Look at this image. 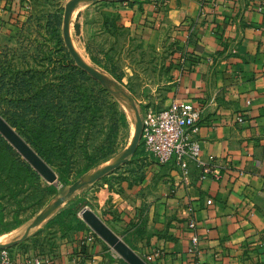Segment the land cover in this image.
<instances>
[{
    "label": "crops",
    "instance_id": "1",
    "mask_svg": "<svg viewBox=\"0 0 264 264\" xmlns=\"http://www.w3.org/2000/svg\"><path fill=\"white\" fill-rule=\"evenodd\" d=\"M25 3L0 0V46ZM128 15L134 30L174 43L171 89L154 111L172 102L201 109L189 137L210 173L194 161L185 174L174 160L160 164L138 142L135 159L84 189V206L147 264H264V0H138ZM71 203L49 209L40 223ZM77 218L80 225L58 224L50 250L18 258L128 264ZM193 235L197 248L189 252Z\"/></svg>",
    "mask_w": 264,
    "mask_h": 264
},
{
    "label": "rangeland",
    "instance_id": "2",
    "mask_svg": "<svg viewBox=\"0 0 264 264\" xmlns=\"http://www.w3.org/2000/svg\"><path fill=\"white\" fill-rule=\"evenodd\" d=\"M137 1L26 0L13 36L0 46V116L57 177L47 182L0 134V231L8 230L0 248L15 256L54 246L59 221L42 225V216L81 200L136 139L133 109L154 111L171 89L176 48L163 33L134 30L128 13ZM67 11L70 44L92 73L68 50Z\"/></svg>",
    "mask_w": 264,
    "mask_h": 264
},
{
    "label": "built area",
    "instance_id": "3",
    "mask_svg": "<svg viewBox=\"0 0 264 264\" xmlns=\"http://www.w3.org/2000/svg\"><path fill=\"white\" fill-rule=\"evenodd\" d=\"M163 3L168 0H155ZM201 109L190 103L172 102L166 108L149 111L141 119L140 144L147 156L155 159L160 164L174 160L185 174L188 163L194 161L202 168L204 175L210 173V166L199 160L200 148L189 133L195 131L201 119ZM193 222L189 224L194 229ZM95 234V233H94ZM87 238L93 242L95 235ZM192 245L189 252L197 248V237H191ZM47 260L41 256L20 257L13 252L0 250V264H45Z\"/></svg>",
    "mask_w": 264,
    "mask_h": 264
},
{
    "label": "water",
    "instance_id": "4",
    "mask_svg": "<svg viewBox=\"0 0 264 264\" xmlns=\"http://www.w3.org/2000/svg\"><path fill=\"white\" fill-rule=\"evenodd\" d=\"M80 0H75V3ZM94 1V0H90ZM68 11L64 19V39L71 56L74 58L76 64L85 71L92 73V69L82 63L77 56L75 50L70 44L68 38ZM137 137L133 141L128 151L113 164L104 169L101 173L96 175L93 181L101 178L116 167L124 164L127 157L133 155L138 142H140L141 135V119L139 118L137 125ZM0 134L24 157V159L49 183L56 180V174L50 167L40 158V156L14 131V129L0 116ZM92 181V182H93ZM82 220L89 226V228L103 241H105L126 263L128 264H147L139 258L121 239H119L91 210H81ZM4 249V248H0Z\"/></svg>",
    "mask_w": 264,
    "mask_h": 264
},
{
    "label": "trees",
    "instance_id": "5",
    "mask_svg": "<svg viewBox=\"0 0 264 264\" xmlns=\"http://www.w3.org/2000/svg\"><path fill=\"white\" fill-rule=\"evenodd\" d=\"M120 117H121V119L123 120L124 119V115L123 114H121L120 115ZM13 126V125H12ZM0 140L2 141V142H4V140H3V138L0 136ZM141 147H142V145H141ZM142 151H143V153L147 156V154L145 153V151H144V149H143V147H142ZM41 158V157H40ZM53 192H55V190H53ZM70 202H72L65 210H63V211H61L60 213H58L51 221H52V223L53 222H57V221H59L58 222V224L59 225H61V226H66L67 228L68 227H70L69 225L71 224V223H74V222H76L77 224H81L80 223V221L78 220V218H77V212L80 210V208L81 207H83L84 206V202H83V200L81 199V200H73V201H70ZM80 205V208L79 209H76L75 207H76V205ZM64 218V221H61V220H59V219H61V218ZM72 219V220H71ZM66 220V221H65ZM51 221H49L50 223H51ZM47 223V224H50V223ZM13 229H15V227L14 228H11L9 231H11V230H13ZM6 231H8V230H4V231H0V234L2 233V232H6ZM6 250H8V251H11V248H7Z\"/></svg>",
    "mask_w": 264,
    "mask_h": 264
},
{
    "label": "bare ground",
    "instance_id": "6",
    "mask_svg": "<svg viewBox=\"0 0 264 264\" xmlns=\"http://www.w3.org/2000/svg\"><path fill=\"white\" fill-rule=\"evenodd\" d=\"M74 15V14H73Z\"/></svg>",
    "mask_w": 264,
    "mask_h": 264
}]
</instances>
